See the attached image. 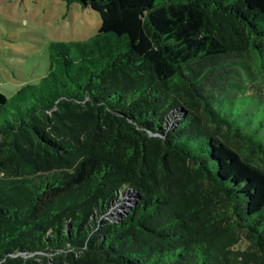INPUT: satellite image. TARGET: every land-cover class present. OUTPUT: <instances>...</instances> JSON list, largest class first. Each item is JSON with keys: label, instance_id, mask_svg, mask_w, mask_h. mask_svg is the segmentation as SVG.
Listing matches in <instances>:
<instances>
[{"label": "trees", "instance_id": "1", "mask_svg": "<svg viewBox=\"0 0 264 264\" xmlns=\"http://www.w3.org/2000/svg\"><path fill=\"white\" fill-rule=\"evenodd\" d=\"M65 1L97 32L0 92V264H264V143L214 105L262 91L264 0Z\"/></svg>", "mask_w": 264, "mask_h": 264}, {"label": "rangeland", "instance_id": "2", "mask_svg": "<svg viewBox=\"0 0 264 264\" xmlns=\"http://www.w3.org/2000/svg\"><path fill=\"white\" fill-rule=\"evenodd\" d=\"M99 26L98 12L77 2L0 0V92L10 98L21 84L36 82L46 73L51 40H86ZM259 59L264 63V50ZM258 79L263 92L252 83L245 96L237 97L228 92L232 86L227 84L214 91V105L242 134L264 143V76ZM121 197L120 204L111 205L109 218H117L133 204V194Z\"/></svg>", "mask_w": 264, "mask_h": 264}]
</instances>
